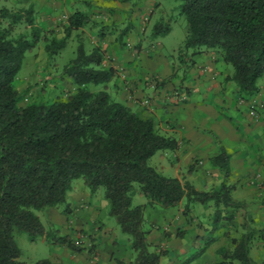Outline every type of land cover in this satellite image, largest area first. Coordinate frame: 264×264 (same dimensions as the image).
I'll use <instances>...</instances> for the list:
<instances>
[{
    "label": "trees",
    "instance_id": "1",
    "mask_svg": "<svg viewBox=\"0 0 264 264\" xmlns=\"http://www.w3.org/2000/svg\"><path fill=\"white\" fill-rule=\"evenodd\" d=\"M174 1L187 22L179 62L189 68L193 56L215 49L232 68L226 82L235 83L239 96L247 99L259 93V81L264 78V0ZM35 22L33 6L17 11L0 8V264H29L21 260L17 232H26L32 241L48 236V243L65 246L73 253L84 250L70 236L48 232L37 213L47 209L71 213L68 195L79 179L91 195L103 191L108 214L126 237L129 264H161L173 259L175 264H191L217 240L215 230L228 241L216 250L214 264H260L253 253L259 229L244 223L242 233L235 237L229 233L230 225L223 224L224 219L234 221L244 206L232 196L235 185L229 182V155L222 150L212 158L224 180L208 190L165 176L153 167L150 159L159 151L175 149L177 141L161 134L152 118L110 95L108 84L116 69L104 65L101 46L88 52L79 37L75 57L62 68L64 79L74 86L67 97L21 105L22 94L15 82L26 54L40 41H47L46 54L56 55L66 47L73 31L90 24V14L79 10L71 14L60 40L48 41V35L54 36L56 30H45ZM21 24L30 32L14 35ZM170 31V23L156 22L150 42ZM99 35L102 40V28ZM141 50L139 43L134 51ZM136 197L145 203H137ZM183 203L185 217L194 203L213 207L212 230L205 237L193 236L184 250L152 241V233L162 229L147 219V210H173ZM226 213L228 216L223 215ZM186 231L177 230L176 238L184 239ZM199 239L202 245L193 247ZM261 239L264 242V231ZM32 264L64 263L47 258Z\"/></svg>",
    "mask_w": 264,
    "mask_h": 264
},
{
    "label": "crops",
    "instance_id": "2",
    "mask_svg": "<svg viewBox=\"0 0 264 264\" xmlns=\"http://www.w3.org/2000/svg\"><path fill=\"white\" fill-rule=\"evenodd\" d=\"M163 2L21 0L26 9L33 6L36 21L44 29H54L57 23L62 22L66 26L70 15L76 10L93 13L100 9L103 13H108L112 20L122 24L125 21L122 14L128 15L131 18L128 23L130 28L124 23L119 31L118 28L117 31H104L102 40L100 31L94 35V31L87 27L73 31L71 39L80 34L88 52L95 46H101L105 51L104 65L116 69L115 78L108 84L110 95L116 101L140 112L143 117L152 118L161 134L177 141L175 149L159 151L150 159V164L165 176L179 178L182 182L188 181L199 190H208L218 187L224 180L223 172L211 161L224 150L230 158L229 182L235 185L233 199L244 204L238 210L251 205L253 211H256L257 205L263 204L264 199V111L259 119H254L249 114V106L253 101L264 103V89L259 83V93L247 99L241 98L235 83L226 82V77L233 73L232 68L224 63L215 49L193 56V64L189 68L178 63L172 56L181 50L183 44L176 49L171 47V43H165L173 32L171 25L170 33L144 45L145 36L142 34L152 30ZM158 4H161L160 7H156ZM125 28L127 29L123 34ZM93 39L94 45H90ZM138 42L142 45V50L136 53L134 48ZM170 47L173 52H169ZM173 74L174 77L167 80ZM176 90L186 92L188 99L175 102L171 94ZM146 99L150 101L148 107L141 103ZM241 99L244 100L242 105L239 104ZM136 202L142 204L145 200L136 197ZM68 203L71 210L69 214L56 209L44 211L46 221H41L46 229L50 224L62 236L73 238V230L92 231L98 221L105 227L96 233L97 241L90 248L81 253H73L65 246H56L49 259L64 264L130 263L131 254L124 244L126 237L110 218L109 203L103 194L91 195L85 185L77 181L68 195ZM168 215L170 210H147V219L155 223L161 224L164 216ZM212 227L206 224L192 229L185 225L184 229L187 231L185 238L180 239V249H186L193 236L205 237ZM214 234L217 235V240L191 264L215 263L216 250L225 246L227 241L222 237L221 231L215 230ZM150 239L169 246L174 242L157 230ZM117 242L121 245H117ZM202 242V239L197 240L193 247L199 248ZM261 244L264 250V242ZM168 263V260L161 261V264Z\"/></svg>",
    "mask_w": 264,
    "mask_h": 264
},
{
    "label": "rangeland",
    "instance_id": "3",
    "mask_svg": "<svg viewBox=\"0 0 264 264\" xmlns=\"http://www.w3.org/2000/svg\"><path fill=\"white\" fill-rule=\"evenodd\" d=\"M114 2L126 3L128 1L124 0H109ZM162 8L159 11V17H156V22L160 21L162 23H170L172 26V35L168 37L165 41L172 44L171 47L177 49V47H181L184 44L186 33H187V22L185 18L180 15L179 10L177 9V3L174 0H163ZM105 5V4H104ZM161 4H158L156 7H160ZM113 6V5H111ZM7 7L12 11H17L19 9L25 8L21 0H0V8ZM86 13V12H85ZM90 14V24L87 28H90V31H94V35L99 33L102 28L103 31L108 32L119 31V28H122L121 25L129 23V16H125L122 14V17H125V21L120 23L116 20H112V17L108 16V13H103V10H96ZM131 19V18H130ZM66 20V19H65ZM132 22V20H131ZM38 26V22H35ZM144 23H149V21H144ZM41 27V26H40ZM43 28V27H41ZM44 29V28H43ZM64 25L57 23L54 27L56 30L55 35H48V41L55 38L56 40H60L64 37ZM147 27H145V30ZM47 30V29H45ZM50 30V29H49ZM150 31L147 33H143L145 36L143 39L144 45L150 43ZM30 30L24 24L18 25L15 29L14 35H19L21 33H29ZM171 32V31H170ZM169 32V33H170ZM80 34L76 36V38H70L67 42L66 47L52 57H48L45 51V45L47 41H40L37 46L30 52L26 54L24 65L18 74V77L15 82L16 88L22 94L21 105H26L33 101L38 102H51L55 100H61L67 97L74 91V86L70 83V81L64 79L62 74L63 66L76 55V49L79 43ZM139 42L135 45L137 46ZM90 45H94V39L90 42ZM171 47L168 48L169 52H173ZM182 49V48H181ZM165 52V50H164ZM167 53V52H166ZM179 63V51L174 53L172 56ZM259 83L261 84V88L264 89V78H262ZM254 102V101H253ZM142 103V102H141ZM143 105V103H142ZM144 106V105H143ZM263 114V113H262ZM261 114V116H262ZM152 165V164H151ZM82 182L81 179L78 180ZM98 192L99 194H103V191ZM264 204H259L258 210L253 211L251 205H248L250 209L238 210L236 214V218L232 222H228V220L224 219L223 224L230 225L229 233L232 236L238 237L240 233H242L243 228L241 227L244 223L249 226L256 227L259 229V233H257V246L253 248V253L256 259L261 262L260 264H264V250L261 248L263 244H261V233L264 231ZM183 206L184 203L177 209L170 210V215L164 216L163 222L157 223L161 226L160 232L164 235L163 231L166 234H169L170 239L174 242L172 245L164 243L163 247L167 248V246L172 247L174 250L181 247V240L177 239L175 234L177 230H182L185 225L190 226L192 229L196 227H203L202 225H212V215L214 213L213 207H201L202 205L199 203H194L191 207V211L189 216L185 217L183 215ZM42 221H46L44 218L45 212H37ZM224 216H228V213L223 214ZM203 216V218H202ZM114 224L117 226L114 218L110 217ZM187 223V224H186ZM101 221H98L94 225V229L83 230V229H75L73 230L74 236L72 239L76 246L81 247L83 249L90 248L97 241L96 233L100 232L103 229ZM226 226H223V230H226ZM48 232H56L57 229L53 228L50 224L47 225ZM158 231V230H157ZM48 236L41 237L36 241H32L29 235L26 232H17L15 233V241L18 247L21 250V260L26 261L29 264H32L41 259H49L50 255L54 252L55 245L52 242L48 243ZM225 239L228 241L227 237ZM97 253V252H96ZM214 259H216V254H214ZM51 260V259H50ZM212 261V258L210 259ZM177 261L173 259V261H169L168 264H175Z\"/></svg>",
    "mask_w": 264,
    "mask_h": 264
},
{
    "label": "built area",
    "instance_id": "4",
    "mask_svg": "<svg viewBox=\"0 0 264 264\" xmlns=\"http://www.w3.org/2000/svg\"><path fill=\"white\" fill-rule=\"evenodd\" d=\"M172 99L175 102H184L188 99V94L183 91H174L171 94ZM244 100H239V104L242 105ZM143 105L148 107L150 105V101L148 99L143 101ZM264 111V103L263 102H252L249 106V114L254 119H259L261 117V113Z\"/></svg>",
    "mask_w": 264,
    "mask_h": 264
}]
</instances>
